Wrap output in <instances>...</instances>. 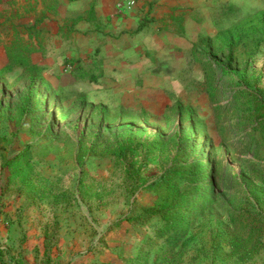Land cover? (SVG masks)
Returning a JSON list of instances; mask_svg holds the SVG:
<instances>
[{"label":"rangeland","instance_id":"374dc122","mask_svg":"<svg viewBox=\"0 0 264 264\" xmlns=\"http://www.w3.org/2000/svg\"><path fill=\"white\" fill-rule=\"evenodd\" d=\"M18 11L32 9L13 3L0 16V66L13 40L34 42L17 24ZM217 13L214 38L170 70L177 85L166 102L132 111L117 101L107 110L94 91H56L49 80L77 75L64 72L68 59L57 52L47 54L52 68L33 82L28 102L22 69L0 81V264H264V116L253 104L264 92V0ZM57 42L64 40L47 37L45 51H56ZM128 140L153 154L146 167L137 163L142 156L129 160L126 174L108 150ZM27 144L47 179L34 182L39 193L10 182L1 167ZM164 170L184 173L173 177L185 203L183 233L171 247L155 233L160 213L176 202L161 185L145 188ZM251 224L263 229L240 242L252 251L244 258L231 234L245 239Z\"/></svg>","mask_w":264,"mask_h":264},{"label":"crops","instance_id":"0c3cea01","mask_svg":"<svg viewBox=\"0 0 264 264\" xmlns=\"http://www.w3.org/2000/svg\"><path fill=\"white\" fill-rule=\"evenodd\" d=\"M241 1L1 0L0 16L13 3L20 10L32 9L16 15L17 24L25 23L34 40L31 61L45 74L53 65L47 54L57 52L68 59L64 72L77 73L49 80L56 91L68 88L85 96L94 91L104 109L118 101L121 109L134 111L149 101H168L177 85L170 70L183 68L202 39L214 38L221 6H239ZM49 36L63 39V45L57 42L56 51H45ZM86 66L91 72L84 71Z\"/></svg>","mask_w":264,"mask_h":264},{"label":"trees","instance_id":"16d2710c","mask_svg":"<svg viewBox=\"0 0 264 264\" xmlns=\"http://www.w3.org/2000/svg\"><path fill=\"white\" fill-rule=\"evenodd\" d=\"M68 1H78V0H68ZM1 2V0H0ZM231 13V12H229ZM89 16L92 15V10L89 11ZM232 44V43H231ZM32 48L30 45L16 38L9 45L5 47L6 63L0 66V81L4 80L10 76L16 69L20 68L23 70L24 74L30 80V90L25 98L28 102L31 96V88L33 82L44 73V68L40 65L34 64L31 61ZM210 98L214 100V95L209 94ZM254 108L255 113L264 116V92L259 91L254 95ZM31 145L27 144L23 148H19L16 153L11 157H5L2 161V169L7 174V179L10 182L18 183L29 191L33 193H39L37 185L34 182H46L47 179L40 177V174L36 171L31 152ZM109 154L112 156L115 164L122 169L126 174L131 173L129 163H132L134 159L143 157V161H138L139 167L142 165L146 167L152 160L153 149L148 147L146 144L141 142H134L133 140H128L123 144H119L108 150ZM131 160L129 163L128 161ZM136 163V164H137ZM199 168L203 167V164H198ZM183 171L179 170H164L161 175L149 180L146 190H152L158 188L159 185L163 186L166 192L169 194L171 199L176 202V204L170 203L166 210L160 213L161 224L157 228L155 237L157 239H163V242L168 247L174 245L175 241L183 233V222L181 221V215L183 213L184 206V196L176 188L173 177L183 178ZM207 179L206 175H203L200 181L205 182ZM147 181L144 180L143 185L146 186ZM62 195L53 196V199L58 202H65L62 200ZM169 206L171 208H169ZM252 222L258 224L262 222L256 217H252ZM251 224L248 230L247 238H238L237 234L234 232L231 234L230 245L235 253L243 254L245 258L252 251L247 252L246 249H242L240 242L245 240L246 244L252 242L253 238L261 231L262 227ZM263 229V228H262ZM258 239L254 242V246L257 245Z\"/></svg>","mask_w":264,"mask_h":264},{"label":"built area","instance_id":"2783aa9c","mask_svg":"<svg viewBox=\"0 0 264 264\" xmlns=\"http://www.w3.org/2000/svg\"><path fill=\"white\" fill-rule=\"evenodd\" d=\"M132 4V2H130Z\"/></svg>","mask_w":264,"mask_h":264}]
</instances>
